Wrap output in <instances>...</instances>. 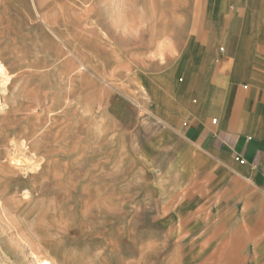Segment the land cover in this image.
Instances as JSON below:
<instances>
[{
	"label": "rangeland",
	"instance_id": "rangeland-1",
	"mask_svg": "<svg viewBox=\"0 0 264 264\" xmlns=\"http://www.w3.org/2000/svg\"><path fill=\"white\" fill-rule=\"evenodd\" d=\"M205 1L0 0V264H264L143 92Z\"/></svg>",
	"mask_w": 264,
	"mask_h": 264
},
{
	"label": "crops",
	"instance_id": "crops-1",
	"mask_svg": "<svg viewBox=\"0 0 264 264\" xmlns=\"http://www.w3.org/2000/svg\"><path fill=\"white\" fill-rule=\"evenodd\" d=\"M185 36L163 71L146 74L147 109L181 139L185 171L256 234L241 247L264 249V0H206Z\"/></svg>",
	"mask_w": 264,
	"mask_h": 264
},
{
	"label": "bare ground",
	"instance_id": "bare-ground-1",
	"mask_svg": "<svg viewBox=\"0 0 264 264\" xmlns=\"http://www.w3.org/2000/svg\"><path fill=\"white\" fill-rule=\"evenodd\" d=\"M62 32V31H61ZM59 34V33H58ZM66 35V34H65ZM81 44H82V42H81ZM84 44V43H83ZM181 48H182V45H181ZM67 49V48H66ZM74 55V54H73ZM77 58V57H76ZM5 74H6V69H5V67H4V65H2L1 63H0V77H3V76H5ZM2 87V86H1ZM182 160V159H181ZM185 163V162H184ZM191 174V173H190ZM35 264H51V262L49 261V260H47V259H38V258H36V261H35Z\"/></svg>",
	"mask_w": 264,
	"mask_h": 264
}]
</instances>
